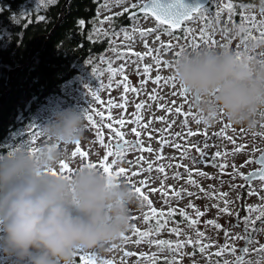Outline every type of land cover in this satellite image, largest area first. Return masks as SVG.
<instances>
[{
  "label": "rangeland",
  "instance_id": "374dc122",
  "mask_svg": "<svg viewBox=\"0 0 264 264\" xmlns=\"http://www.w3.org/2000/svg\"><path fill=\"white\" fill-rule=\"evenodd\" d=\"M262 1L264 3V0ZM137 2L138 0H126L125 3L118 4L117 0H102L96 18L91 20V36L103 41L99 52L91 55L79 67L78 73L61 85L56 98L49 100L46 106L35 109L29 116L27 126L11 133L3 141L1 148L10 149L16 141L25 139L28 134L32 136L34 144L38 143L37 124L45 120L54 106H74L84 112L87 111L93 115L96 124L99 125V128L93 126L86 118L88 127L85 140L70 147L71 160L66 163L72 170L80 162L96 164L97 168H100L99 165L103 163V157L107 154V148L100 143L98 132H103L105 144L114 143L112 131L105 127L107 123H113L125 133L129 147L119 158L111 157L108 163L112 166L113 173L123 167L126 171L117 179L126 181L131 187H140L144 195L152 201V207L165 214L159 217L164 227L159 232L150 228L149 224H155V219L146 222L144 217L151 215V209L147 201L138 199V205H133L131 209V227L124 234L127 239L121 238L106 246L107 250L104 251L83 250L77 255V264H81L80 256L85 254L93 255L98 261L110 260L113 264H152V259L158 260L159 257L166 258L170 262L175 260L176 264H224L225 261L228 264H236L237 258L242 257L244 253L242 249L245 247L248 248V252L244 253L246 259L242 261L243 264H264V252L259 251L264 248V217H260L259 212H248L249 206L264 207V181L258 179L247 183L244 178L252 171H259L261 168L256 160L264 152V114L258 117L259 123L254 131L234 126L224 119H220L214 125L197 123L192 118L193 111L189 107L188 97L176 82V86L173 87V81L169 79L173 77L170 74L171 61L181 50L196 45L215 47L227 44L232 50L241 53L246 50L250 42L264 41V36H261L264 26L258 21L261 15L264 18V13L257 14L255 9L251 11L244 9L242 11L244 17L237 20L235 6L227 9L225 4L229 3L228 0H216L213 8L207 9L194 21L169 34L171 30L165 31L150 19H140L132 25L116 19L121 16L115 15L116 13L123 12L124 8H130L132 3ZM105 4L107 7L103 6ZM245 6L247 4L241 5L240 8L243 9ZM109 16L113 17L111 21L100 24L101 20ZM234 21L240 22L235 24ZM241 27L243 31L240 30ZM96 28L107 30L109 36L105 37L103 33L99 36L94 35ZM153 28L159 30L147 37H141L138 31H134ZM250 28L258 29L256 40L250 38ZM125 30L132 39H124ZM113 31L120 33L119 37H113L111 35ZM156 36L160 37V41L156 40ZM145 40L148 47L154 50L153 55L160 60L158 66L151 56L141 60L132 54L147 51L144 46ZM40 43L41 41L38 43V49ZM124 52L128 54L119 55ZM256 54L258 58L264 59V46L258 47L254 55ZM121 65L124 66V72L113 76L110 69ZM143 65L153 66L151 79L144 75ZM124 75L128 76L129 83L133 87L140 89L139 96L132 92L127 93L126 110L114 107L116 104L124 103L121 99L124 95L123 86L120 83ZM156 76L162 77L159 85L153 83ZM141 80L149 82L141 86ZM89 87L98 94L99 100L91 95L88 91ZM154 90L157 99L149 100V95L153 94ZM141 102H145V107L137 113L142 117L139 124L115 125V121L120 118L126 121L135 119L133 116L136 112L135 105ZM161 104L165 106L164 109L160 108ZM177 108L180 109L179 113L176 111ZM168 109L171 111L169 112ZM109 112L112 115L111 121L107 119ZM98 113L104 114L103 117ZM160 117H164V120L160 121ZM145 124L148 127H144ZM133 127L141 132L140 137L132 133ZM190 132L196 135H189ZM148 133H151V136ZM161 140L167 143L161 144ZM131 142H142L144 148L150 147L153 151L142 152L139 148H132ZM176 144H179L180 148H176ZM197 147L203 150V157L196 151ZM77 148L87 155L73 156ZM237 148L241 151L237 152ZM217 151L222 153L219 158L214 155ZM141 156L144 158L143 161L139 159ZM248 161L253 162L248 163ZM149 162H152L151 171L147 170ZM221 165L227 167L222 169ZM160 166L165 168L164 173L157 170ZM189 170L196 185L187 182ZM133 172L140 174L133 176ZM200 172L207 175L201 176ZM177 173L179 178L176 177ZM161 186L166 195L159 191ZM201 188L204 191H201ZM176 191H181L180 198H175ZM187 192H193L195 195L188 196ZM212 193L217 195L214 196ZM219 193H227V196L221 198ZM224 200L229 201L227 207L230 214L219 211V208L225 207ZM215 205H219V208ZM170 208L176 209L171 218L167 217ZM196 209L205 214L196 217ZM180 210L197 219L198 224L190 228L188 222L179 214ZM246 216H250L254 223L246 224L244 220ZM209 220H215L222 227L217 229L214 225L207 224ZM173 227L180 230L179 236L170 231ZM245 228L248 229L247 232ZM133 229H138L139 232L150 231L152 235L141 238L139 232H134ZM197 232H203L204 236L199 237ZM249 236L251 242H248ZM157 239L172 241V248L149 242ZM189 239L198 243L188 244ZM177 242L183 244L179 250L175 249ZM201 245L207 246L204 253L199 251ZM125 252L139 255L125 256ZM217 252H221L222 255L217 257L215 255ZM0 264H8V259L2 254H0Z\"/></svg>",
  "mask_w": 264,
  "mask_h": 264
},
{
  "label": "clouds",
  "instance_id": "9594fccd",
  "mask_svg": "<svg viewBox=\"0 0 264 264\" xmlns=\"http://www.w3.org/2000/svg\"><path fill=\"white\" fill-rule=\"evenodd\" d=\"M250 42L237 53L227 44L193 46L171 61L170 74L186 94L193 119H224L254 131L264 114V59ZM32 136L0 150V254L8 264H77L80 250H107L131 227L138 196L124 180L80 162L70 173V147L85 140V112L53 107ZM55 172L56 174H53Z\"/></svg>",
  "mask_w": 264,
  "mask_h": 264
},
{
  "label": "trees",
  "instance_id": "16d2710c",
  "mask_svg": "<svg viewBox=\"0 0 264 264\" xmlns=\"http://www.w3.org/2000/svg\"><path fill=\"white\" fill-rule=\"evenodd\" d=\"M67 1L60 27L48 41L41 40L31 65L15 75L9 91V72L27 63L35 41L51 32ZM98 3V0H0V99L7 94L0 110V150L11 133L27 126L35 109L56 98L61 85L75 76L91 55L99 52L103 41L88 39ZM80 20L85 21L84 28L79 26Z\"/></svg>",
  "mask_w": 264,
  "mask_h": 264
},
{
  "label": "snow or ice",
  "instance_id": "6c2138e0",
  "mask_svg": "<svg viewBox=\"0 0 264 264\" xmlns=\"http://www.w3.org/2000/svg\"><path fill=\"white\" fill-rule=\"evenodd\" d=\"M125 2H126V0H117L118 4L119 3H125ZM103 6L107 7V4H105ZM225 7L227 9H231L233 7V5H232V3L229 2V3L225 4ZM204 8H205V5L200 4V3L192 4V3H189L188 0H138L137 3H132L130 5V8L126 7V8L123 9V12L116 13L115 15L118 16V15H124L125 13H127L129 15V18L134 20L137 17L138 12L139 13H143L146 17L154 18L159 26H163L165 31L171 30V31H169V34H171L175 30L181 29V26H182V24L185 21L190 20L192 18L193 14L200 13L202 11V9H204ZM133 10H138V11H133ZM40 19L43 20L44 17L41 16ZM112 19H113L112 16L105 17L103 20L100 21V24L107 23V22L111 21ZM78 23H79V26L81 28L85 27V21L80 20ZM261 25L264 26V21L261 22ZM158 30H159L158 28H153V29H148V30L140 29V30H134V31H138L139 35L141 37H147L148 35H151V34L155 33ZM240 30L243 31L244 30L243 27H241ZM101 33H103V35L105 37L109 36V32L107 30L103 29V28H96L95 32H94V35L99 36ZM111 35L113 37H119L120 33H117V32L113 31ZM123 35H124V39L125 40L132 39V37L129 36L127 30L124 31ZM261 36H264V32H261ZM88 39L90 41L93 40V36L90 35L88 37ZM156 40L160 41V37L156 36ZM113 42H115V41H113ZM144 46L147 49V51L145 53L135 52V53H132V54L135 55L136 57H138L141 60L144 59L147 56H151L152 59L156 61V64L158 66L160 64V60L155 55H153L154 50L148 47V43H147L146 40L144 42ZM168 46L170 47L171 45H168ZM196 47H199V45H196ZM113 51H115V49H113ZM182 51L183 50H181V52ZM181 52H178L177 56H179ZM127 54H128L127 52H124V53H121L119 55L120 56H124V55H127ZM152 69H153L152 65H143V73H144V75L148 76L149 79H151ZM110 72L112 73L113 76H115L117 73H123L124 72V66L121 65L118 68H112V69H110ZM169 79H171L173 81V85L172 86L175 87L176 86L175 85V78L174 77H170ZM161 80H162L161 76H156L155 80L153 81V83L159 85L161 83ZM148 82H149L148 80H141L140 83H141V86H143V85L147 84ZM120 83L123 86L124 95L121 97V99L124 101V103L123 104H116V105H114V107H119V108H122V109L126 110L127 106H128L127 93L132 92V93H135L137 96H139L140 89H138L136 87H133L129 83V78H128L127 75L123 76V79L120 81ZM109 87H111V84L109 85ZM88 91L91 93V95L96 100L100 99L98 94L95 91H93L90 87H89ZM155 99H157V97L155 95V90H154L153 94L149 95V100H155ZM109 103H111V101H109ZM144 107H145V102L137 103L135 105L136 112L133 113V116L135 117V119L126 121L125 119L120 118V119L115 121V125L124 126L126 123L139 124L141 122V120H142V117L137 115V113H139ZM164 107L165 106L163 104L160 105L161 109H164ZM168 111L170 112L171 109H168ZM176 111L179 113L180 109L177 108ZM98 115L103 117L104 114L98 113ZM85 116L91 122V124L93 126H96L97 128H99V125L96 124V120L93 117V115L89 114L86 111L85 112ZM107 119L109 121L112 120V115H111L110 112L107 115ZM159 120L163 121L164 117H160ZM196 122L199 123L200 121L196 120ZM105 127H107L109 130L112 131V133H113L112 139L114 140V143L113 144H105L104 137H103V132L102 131L98 132V135L100 137V143L105 148H107V154L103 157V163H101L99 165V167L102 168V170L110 178L117 179L118 177H120L121 174H124L126 170L123 167H120L118 172L113 173L112 166L108 163V161L113 156L119 158L127 150V148L129 147V141H127L125 139V133L123 131H121L119 127H115L113 123H107L105 125ZM144 127H148V125L145 124ZM131 131H132V133L135 134L136 137H140L141 136V132L138 131L136 127H133L131 129ZM148 135L151 136V133H148ZM189 135H196V133H191L190 132ZM228 139H231V137H228ZM160 143L164 144V143H167V142L164 141V140H161ZM131 147L132 148H139V150L142 151V152L143 151H148V152L153 151L150 147L149 148H144L142 142H139L137 144H133V145H131ZM175 147L176 148H180V145L176 144ZM205 147H207V144H205ZM196 151L200 154V156H202V157L204 156V152L200 148L197 147ZM236 151L239 152V151H241V149L237 148ZM77 154L82 155V156H86L87 155L86 153L81 152V150L79 148H77L73 152V156H76ZM214 155H215L216 158H219V157H221L222 153L220 151H217V152H215ZM139 159H140V161H143L144 158H143V156H141V157H139ZM252 162L253 161H248V163H252ZM194 163H195V161H194ZM256 163L261 165V168L259 170V179L264 181V155H262L259 158V160L256 161ZM89 165L91 167H94V168L98 167L96 164L89 163ZM220 167L223 169V168L227 167V165H221ZM147 170L148 171L152 170V162L148 163V169ZM157 170L159 172H161V173L165 172V168L163 166H160ZM62 171L66 172V173H70L72 171V169L69 167V165L67 163H64ZM53 174H56V173L53 172ZM139 174H140L139 172H133L132 173L133 176L134 175H139ZM199 174L201 176L207 175L206 173H203V172H200ZM238 174L241 175V176L244 175L243 173H238ZM252 175H255V173H253ZM176 177L179 178V173L176 174ZM244 178L247 180V179H250V176H246ZM187 182L189 184L196 185V181L194 179H192L191 170H189V177H188V181ZM142 183H146V182H142ZM132 188L136 192V194L138 196V199H140L141 201H147L148 207L151 209V215H145V217H144L145 221L148 222L150 219H155V222H156V225H157L156 231L159 232V230L164 227V223L160 221L159 217L163 216L165 214L162 211H158L157 209L152 207V201L148 198V196L144 195V192H143V190L140 187H132ZM200 190L204 191L202 188ZM154 191H155V189H154ZM159 191L164 193L165 195L167 194L164 191L163 186H161ZM187 195L188 196H193V195H195V193L187 192ZM206 195H207V193H206ZM212 195L215 196L217 194L216 193H212ZM218 195L221 198H223V197L227 196V193H219ZM174 196H175V198H180L181 197V191H176L174 193ZM228 203H229V201L224 200L225 207L219 208V205H215V207L219 208V211H221L223 213H229L230 214L229 208L227 207ZM189 207H193L194 208L195 206L194 205H189ZM254 211L255 212H259L260 217H264V207L249 206L248 212L251 213V212H254ZM175 212H176V209H171L170 208L168 210V212H167V217H169V218L173 217ZM179 214L188 222V226L190 228L198 224V220L197 219H193L184 210H180ZM204 214L205 213L201 212L199 209L195 210V216L196 217H201ZM244 220H245L246 224L254 223V221L251 220L250 216H246L244 218ZM206 223L210 224V225H214L217 229H220L222 227L221 225L216 223L215 220H209ZM133 231L134 232H139L138 229H133ZM170 231L172 233H175L177 236L180 235V230L178 228H176V227L171 228ZM245 231L247 232L248 229L245 228ZM151 235H152V232H150V231L139 232V236L141 238L150 237ZM197 235L199 237H203L204 233L203 232H197ZM122 238L127 239V237H125L124 235H123ZM247 239H248V242H251V236H249ZM149 242L153 243V244H155L157 246L166 245V246L169 247V249H171L172 246H173L172 245V241H169V240L157 239V240L149 241ZM187 243L188 244H193V243H198V241L194 242L191 239H189L187 241ZM182 247H183L182 242H177L175 244V249L176 250H179ZM206 247L207 246L201 245L199 247V251L201 253H204L206 251ZM225 247H227V245H225ZM233 251H235V250L233 249ZM242 251L244 253H247L248 252V248L245 247L244 249H242ZM259 251L260 252H264V248H261ZM80 252H83V250H80ZM124 255L125 256H131V255H139V254L125 252ZM215 255L217 257H219V256L222 255V253L221 252H217V253H215ZM80 260H81V264H113V262L110 261V260L98 261L97 259H95L93 257V255H90V254L81 255L80 256ZM152 264H156V261H155L154 258L152 259ZM170 264H176V261L172 260L170 262ZM224 264H228V262L225 261ZM236 264H242V259L241 258H237Z\"/></svg>",
  "mask_w": 264,
  "mask_h": 264
},
{
  "label": "flooded vegetation",
  "instance_id": "af4514ba",
  "mask_svg": "<svg viewBox=\"0 0 264 264\" xmlns=\"http://www.w3.org/2000/svg\"><path fill=\"white\" fill-rule=\"evenodd\" d=\"M98 1H99V3L97 5V11H98L99 7L102 4V0H98ZM228 1L230 3H232L233 6L236 7V19L237 20L238 19L241 20L244 17L243 14H242V11L244 9H249V11H251L252 9H255L256 12H257V14L264 13V3H263L262 0H228ZM215 2H216V0H211L210 3L204 9H202V11L200 13L193 14L192 18L190 20L186 21L183 24V26H185L186 24H188V22L190 23L191 21H194L196 18H198L199 16H201L203 14V12H205L207 9L213 8ZM244 4H247V6H245L243 9H241L240 8L241 5H244ZM97 11L95 13L96 16H97ZM133 11H138V10H133ZM238 11L240 13H238ZM239 15H242V16L240 17ZM96 16L93 17V18H96ZM116 19L119 20V21H122L124 24L125 23H129L131 25L134 24L135 22H137L140 19H147V20L150 19L153 22L157 23L154 18H152V17H146L144 14L137 15V17L133 20V19H130L129 18V15L127 13H125L124 15H121L120 17H116ZM258 19H260V20H258L259 22L264 21L263 20L264 18H263L262 15H261V17H258ZM239 22L240 21H234L233 23L236 24V23H239ZM160 27H163V26H160ZM249 30L248 31H249L250 38L256 40L257 39V34L256 33L258 32V29L257 28H255V29L254 28H250ZM248 31H246V32H248ZM251 31H253V32L250 34ZM254 32H255V35H254ZM256 56H257V54H256ZM189 107L191 108V105L190 104H189ZM131 143H132V145L133 144H137V143H134V142H131ZM149 226L152 229H157L156 223L155 224H149ZM155 261H156V264H170V261L168 259H166V258H160L159 257V259L158 260L155 259Z\"/></svg>",
  "mask_w": 264,
  "mask_h": 264
},
{
  "label": "water",
  "instance_id": "95a60500",
  "mask_svg": "<svg viewBox=\"0 0 264 264\" xmlns=\"http://www.w3.org/2000/svg\"><path fill=\"white\" fill-rule=\"evenodd\" d=\"M210 1H211V0H188L189 3H192V4L200 3V4L205 5V7L210 3ZM67 4H68V1H67V2L64 4V6H63V10H62V13H61V17H60V19H59V22L54 26V28L51 30V32H50L49 34H46V35H43V36L39 37V38L35 41V44H34L35 46L33 47V51L31 52V54H30V56H29V58H28L27 63H26L24 66H21V67L15 68V69H13V70H11V71L9 72V81H8V90H9V91H10V89H11L12 81L14 80L15 75H17V74H18L21 70H23L24 68H27V67L31 64V62H32V60H33L35 54L39 51L38 48H37L39 41H41V40H43V39H47V40H49V39H50V38L56 33V31H57L58 28L60 27V24H61V22H62V20H63V18H64V12H65V8L67 7ZM141 14H143V13H139V12H138L137 15H141ZM185 22H186V21H185ZM185 22H184V23H185ZM184 23H183V24H184ZM183 24H182L181 28L183 27ZM178 30H179V29H178ZM6 95H7V94L3 95L2 98L0 99V110H1V108L3 107V105H4V102H5V99H6ZM262 155H264V152L258 157V159H257L256 161H258L259 158H260ZM257 164H258V163H257ZM258 165H259V164H258ZM260 166H261V165H260ZM253 173H255V175H252ZM248 176H250V179H247V180H246L247 183L250 182V181H253V180H258V179H259V171H252ZM242 252H243V251H242ZM241 259H242V261H244V259H245V254H244V253H242V257H241Z\"/></svg>",
  "mask_w": 264,
  "mask_h": 264
}]
</instances>
